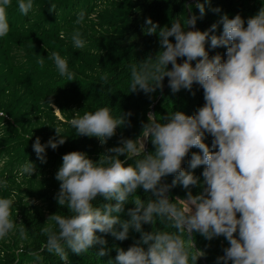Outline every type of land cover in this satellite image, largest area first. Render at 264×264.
Returning a JSON list of instances; mask_svg holds the SVG:
<instances>
[{"label":"clouds","instance_id":"obj_1","mask_svg":"<svg viewBox=\"0 0 264 264\" xmlns=\"http://www.w3.org/2000/svg\"><path fill=\"white\" fill-rule=\"evenodd\" d=\"M10 6L11 0H0V37L10 30ZM185 6L191 12L192 5ZM195 7L202 18L204 4L197 2ZM18 8L27 15L33 8L32 0H20ZM49 12H55V5ZM84 18L81 11L76 23ZM197 19L193 13L158 32V24L146 19L150 25L147 32L157 35L160 50L139 67L132 66L130 87L131 92L150 95L163 90L167 77L173 94L184 89L195 95L193 85H198L204 104L192 115L174 111L162 118V123L155 114H149L142 138L121 137L119 146L107 149L102 160L93 161L82 151L64 154L55 173L59 182L55 199L73 215L49 217L59 231L43 229L47 240L40 252L54 254L68 264L69 250L80 255L100 245L96 254L103 257L108 254L107 241L97 233L123 242L129 239L131 229L140 234L139 239L127 250L117 248L114 261L108 264H190V259L191 264H197L206 253L195 246L193 233L209 241L223 236L228 242L216 264H264V6L247 18L246 26L241 15L229 18L223 14L207 30H192ZM218 25H222L219 34ZM72 41L77 49L85 47L79 32ZM220 48L226 49L223 56L219 52L209 55ZM51 59L59 74L72 81L67 60L55 52ZM39 63L43 65V60ZM48 103L60 111L50 100ZM5 114L0 112V117ZM129 116L130 112L115 117L108 107H102L73 118L70 125L78 136L94 137L103 146L116 135L117 128L126 123L130 126ZM56 133L58 139L42 144L37 137L32 144L41 163L46 162V148L56 150L66 142V137ZM208 137L210 146L205 143ZM146 140H150L153 151L146 150ZM193 148L199 152H191L188 166L191 170L203 166L202 181L183 167ZM141 155L144 158L135 167L128 164ZM35 171L28 160L21 174L30 177ZM169 176L173 177L170 184L166 182ZM177 185L187 190L185 199L175 198L182 207L169 195ZM197 186L202 191L193 195L191 188ZM138 189L150 193L151 199L145 202L135 196L131 202L134 207L127 209L129 219L121 220L119 214ZM98 198L104 201L101 206L93 204ZM13 205V199L0 198V239L16 227L11 218ZM156 218L170 222L175 232L144 231L142 225L155 224ZM20 234L24 235L23 229Z\"/></svg>","mask_w":264,"mask_h":264},{"label":"trees","instance_id":"obj_2","mask_svg":"<svg viewBox=\"0 0 264 264\" xmlns=\"http://www.w3.org/2000/svg\"><path fill=\"white\" fill-rule=\"evenodd\" d=\"M197 2L203 3L205 7L202 18L195 7ZM32 3L33 8L27 15L19 11L18 4L10 6L7 12L10 26L7 42L9 45L24 47L22 51L26 53V68L15 93L9 94L0 102V112L6 113L4 117H0V164L2 163L3 168L0 170V182L3 181V176L7 180L18 173L24 179L25 187L22 189L25 191L24 198L27 199H18V205L17 201L14 202L11 218L21 214L31 235L34 236V241L28 248L18 252L11 251L5 258L0 259V264H64L54 254L40 252L47 240V233L43 231L47 227L46 218L39 213L42 206L50 209L51 215L61 212L55 207L59 206L55 199L58 185L52 174L55 175L62 165L64 154L82 151L93 161L102 160L107 149L119 146L121 137L138 140L143 136L142 128L148 122L152 106L157 122L162 123V118L174 111L192 115L204 104L203 90L195 84L192 89L195 95L184 89L173 94L168 87L150 95H145L142 91L131 92L132 66L139 67L147 58H154L160 50L157 35L147 32L150 25L145 23L146 19L150 18L158 24V32L159 28L170 27L177 21L183 22L194 13L198 17L195 30L204 31L213 23H217L223 14H227L229 18L236 14L241 15L246 26L247 18L255 15L264 6V0H32ZM187 4L192 5L191 12L185 6ZM51 5H55V12H49ZM77 7H81L87 15L95 14V25L81 27L83 21L77 24ZM216 8H219L220 12H214ZM75 27L80 29H76L74 33L79 32L85 41V47L82 49L75 48L72 38L69 37L70 30ZM221 30L222 25H218L217 34ZM4 42L0 40L1 56L4 54ZM50 45L53 48H50ZM44 46H49V49ZM225 51L223 48L211 50L209 55L219 52L223 56ZM54 52L67 60L69 71L73 73L72 81H69L66 75L59 74L55 62L51 59ZM41 60L43 65L39 63ZM20 68L23 71L22 61ZM13 79L15 77H10L6 71L0 70V98L5 94L6 83ZM166 83L167 77L164 86ZM49 100L58 107L62 119L55 115ZM102 107H108L115 117L131 113L127 118L130 126L126 123L117 128L116 135L104 145L106 149H101L98 139L94 137L78 136L70 125L73 118H81L85 113ZM56 130L66 137V142L56 150L46 148V162L41 163L33 151L32 144L37 137L42 144L50 138L58 139ZM210 142V137L205 139L209 146ZM153 150L148 140L147 151ZM191 152L199 150H190L183 167L186 171H193L202 181L203 166L195 170L189 169L187 161L191 158ZM143 158V155L133 157L128 164L135 167L136 162ZM120 159L125 158L121 156ZM28 160L36 169L30 177L21 174V169ZM172 179L173 177L169 176L166 182L170 184ZM186 191L177 185L171 189L169 195L173 202L178 203L175 198L185 199ZM191 191L195 195L202 189L197 186L192 187ZM135 196H140L145 202L151 199L150 193L138 189L130 198L129 204L125 205V211L119 214L121 220L129 219L127 209L134 207L131 202ZM103 202L98 198L93 204L101 206ZM178 206L183 205L178 203ZM64 207L61 216L73 215L66 206ZM116 228L121 230L119 225ZM142 228L144 231L175 232L171 223L161 218H156L155 224L142 225ZM53 229L59 231L58 227ZM97 235H102L107 241L105 247L108 254L103 257L96 254L100 245L80 255L69 250L68 264H108L109 260L114 261L117 248L127 250L139 239L140 234L130 229L129 239L123 242L117 241L110 234ZM183 238L187 242L186 234ZM192 239L195 246L206 253V257L199 258L197 264H216V258L223 255V248L229 246L223 236L209 241L199 233H193Z\"/></svg>","mask_w":264,"mask_h":264},{"label":"rangeland","instance_id":"obj_3","mask_svg":"<svg viewBox=\"0 0 264 264\" xmlns=\"http://www.w3.org/2000/svg\"><path fill=\"white\" fill-rule=\"evenodd\" d=\"M19 2L20 0H11V6H16ZM8 11H9V8L7 9V12ZM81 11H83L81 7L76 8L77 14H79ZM96 20L97 19H95V14H92V15L85 14V18L83 20L84 23H81V27H84V25L91 27L93 24L95 25ZM76 29H80V28L75 27L71 29L69 37L71 38L73 37L74 31ZM8 35L9 33L4 37H0L1 41L2 40L5 41L4 42L5 44L4 54L2 56L0 55V70L6 71L10 77H15V79L7 82L6 85L4 86L5 94L2 98H0V102L5 100L6 96H8L9 94L15 93L16 88H18V86L21 84V80L24 77L25 68H26V64H25L26 63L25 61L26 53L22 51L24 47L22 45L20 46L9 45L7 42ZM44 48L49 49V46H44ZM50 48H53V47L50 45ZM4 55H6L5 58H4ZM21 61H22L23 71L20 68ZM20 93H22V90L20 91ZM53 105L55 109H58V107L55 104ZM0 108H2L1 105H0ZM54 113L58 118L62 119V115L60 111L57 112L54 110ZM101 149H106V147L104 145L103 146L101 145ZM146 150H147V146H146ZM1 165L2 163L0 164V170L3 169L1 168ZM52 178L55 179V175L52 174ZM2 180L4 182L3 181L0 182V186H1V183H3L2 186L0 187V198L13 199L14 202L17 201L16 202L17 205L19 202L18 199L20 198L27 199V198H24L25 191L22 188H24L25 185L23 184L24 179H22L20 173H18L15 177L11 179H7V180L3 176ZM57 185H58V190H59L58 181H57ZM21 202H25V201L21 200ZM55 207H58V210H61V212L57 210L59 212V214L57 213V215H61L62 212L65 210L64 206H55ZM50 212H51L50 209L45 208L43 206H42L41 211H39V213L42 214L46 218L47 228L58 227L56 226L55 221L49 218L51 216ZM12 219L16 221V227L11 233H9L7 237L0 239V259L5 258V256L13 250L15 252H18L23 248H28L29 247L28 245H31L32 242L34 241V236L31 235V232L28 229V224L27 222L24 221V217L21 214H16L14 218ZM21 229L24 230L23 236L20 234Z\"/></svg>","mask_w":264,"mask_h":264},{"label":"water","instance_id":"obj_4","mask_svg":"<svg viewBox=\"0 0 264 264\" xmlns=\"http://www.w3.org/2000/svg\"><path fill=\"white\" fill-rule=\"evenodd\" d=\"M193 30H195V29H193ZM180 62H181V60L179 59V63H180ZM166 87H167V83H166V85L164 86V88H163L162 91H164ZM159 96H160V95H159ZM159 96H158L157 98H159ZM151 114H153V106L151 107ZM145 143H146V146H147L148 140H146Z\"/></svg>","mask_w":264,"mask_h":264}]
</instances>
